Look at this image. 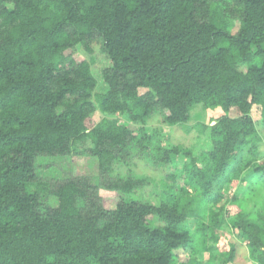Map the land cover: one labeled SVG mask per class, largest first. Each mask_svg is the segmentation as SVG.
Listing matches in <instances>:
<instances>
[{"label": "trees", "instance_id": "1", "mask_svg": "<svg viewBox=\"0 0 264 264\" xmlns=\"http://www.w3.org/2000/svg\"><path fill=\"white\" fill-rule=\"evenodd\" d=\"M261 135L264 0H0V264H236L220 227L264 264ZM69 156L97 177L40 176Z\"/></svg>", "mask_w": 264, "mask_h": 264}, {"label": "rangeland", "instance_id": "2", "mask_svg": "<svg viewBox=\"0 0 264 264\" xmlns=\"http://www.w3.org/2000/svg\"><path fill=\"white\" fill-rule=\"evenodd\" d=\"M99 54V53H98ZM99 63L97 64V68L94 69V74L99 77L101 71L108 66V61L99 54ZM222 115L220 110H210L203 108L202 106L194 107L192 111V120L187 125H181L174 128H169L164 125H161L158 122V119L151 122L150 129L152 127H163L166 131V135L170 133L169 138L173 140L174 143L184 146L190 147L194 141V138L197 135L196 128H200L201 124H211L213 125L215 121ZM100 117L95 115V120H99ZM262 137L261 141L256 144L257 158L259 160L264 159V137ZM196 153L202 151V149L197 148ZM39 162L43 163L44 168H41V177H47L51 179V182H60L67 178L71 177H84L91 176L94 179L97 177V161L96 159L89 160L88 163L85 164L84 160H80L76 157H64V158H49V159H41ZM189 160L185 157H179L177 160V166L181 168L183 163H188ZM47 166V167H46ZM143 171L146 169L142 168ZM102 198L104 200V205H114L116 201V195L110 194L108 192H101ZM153 204H158V200L149 197L148 199ZM251 203V202H250ZM52 205L56 206V201H52ZM253 204H249V210H252ZM194 227V226H193ZM219 233L223 237L224 241H230L235 244L238 248L237 258L235 260L236 264H254L248 255V251L244 246L242 241L238 238V235L231 229L227 227H220ZM176 254L182 259L185 258L182 251H177ZM202 263L208 262V255L201 254L197 257ZM223 261L221 256H217V263ZM216 263V264H217Z\"/></svg>", "mask_w": 264, "mask_h": 264}]
</instances>
